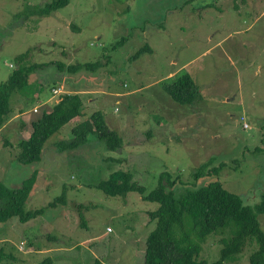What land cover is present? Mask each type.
I'll return each instance as SVG.
<instances>
[{"label": "rangeland", "instance_id": "374dc122", "mask_svg": "<svg viewBox=\"0 0 264 264\" xmlns=\"http://www.w3.org/2000/svg\"><path fill=\"white\" fill-rule=\"evenodd\" d=\"M52 1L0 0V84L27 51L23 65L42 66L29 75L28 100H12L15 113L0 128V182L18 189L37 171L24 211L42 213L24 224L18 218L0 223V251L11 256L0 264L45 258L52 264H143L156 225L148 213L158 204L137 192L109 196L94 187L116 171L131 173L145 193L159 187L167 172L192 188L217 179L248 206L260 201L264 0H70L51 16H25L26 9ZM145 46L151 52L132 59ZM97 62L94 71L57 69ZM185 74L199 88L194 105H179L163 90ZM70 93L83 100L82 117L49 138L39 163L20 165L16 142L28 137L30 121ZM95 112L122 138V148L109 151L90 137L78 150L58 153L56 143L71 139L72 127ZM210 159L214 168L222 165L218 175L193 185L194 169ZM62 194L66 202L49 207ZM258 221L264 233V215ZM227 234L208 236L198 260L218 261L219 240L230 239ZM258 249L248 237L242 252L223 264H250Z\"/></svg>", "mask_w": 264, "mask_h": 264}, {"label": "trees", "instance_id": "16d2710c", "mask_svg": "<svg viewBox=\"0 0 264 264\" xmlns=\"http://www.w3.org/2000/svg\"><path fill=\"white\" fill-rule=\"evenodd\" d=\"M69 2L70 0H54L37 9H26L25 16L48 17L66 7ZM143 52H151V50L145 46L138 50L132 59L138 58ZM29 53L30 51H27L15 58V62L21 66L13 71L6 82L0 84V128L5 126L6 121H10L15 113L11 101L28 100L26 89L29 85V75L42 67L23 65L27 62ZM99 65L98 62L68 67L57 64V69L65 71L66 74H75L82 69L94 71ZM163 90L175 103L182 106L194 105L201 99L199 88L187 74L165 85ZM23 110L21 106L18 113L22 114ZM82 111L83 100L78 94L72 93L60 96L59 101L51 109L42 107L41 113L29 123L31 132L28 137L16 142V147L19 149L17 162L22 166L39 163L49 138L75 118H81ZM71 133V139L56 143L58 153L78 150L90 137L102 142L109 151H119L123 146L122 138L107 127L100 112L93 113L89 119L72 127ZM5 145L15 146L11 142H5ZM213 161L210 159L194 169L191 174L193 185L200 179L218 175L222 165L214 168ZM32 173L18 189H9L0 182V223L18 218L24 224L42 213L39 210L33 213L24 211V206L30 199L32 187L37 180V171ZM165 175L163 183L149 193H145V189L133 181L131 173L125 171L111 173L108 179L94 186L109 196H124L128 192H137L144 201L158 204L157 210L148 213L150 221L155 222L156 225L147 236L143 264H209L198 260L202 243L210 235L219 236L225 233L226 237L227 232L232 236L230 239L227 237L219 240L223 244L220 259L211 264H223L227 260L234 259L242 252L248 237H254L259 246L258 251L249 257V263L264 264V233L258 221V217L264 215V192L258 203L248 206L245 204L246 200L244 203L242 197L225 190L216 181L217 179L192 188L183 182L179 174L174 177L165 172ZM57 202L65 203V194L49 204V207H54ZM78 209H83V206L79 205ZM80 222L83 224L82 219ZM223 230L225 231L222 232ZM50 239L57 241L55 237ZM7 258L11 256L0 251V262ZM52 263L51 258H45L39 264ZM93 264L103 263L94 260Z\"/></svg>", "mask_w": 264, "mask_h": 264}, {"label": "bare ground", "instance_id": "6f19581e", "mask_svg": "<svg viewBox=\"0 0 264 264\" xmlns=\"http://www.w3.org/2000/svg\"><path fill=\"white\" fill-rule=\"evenodd\" d=\"M54 91H55V89H53V90H52V93H53V95H56V94H58V93H56V94H55V93H54Z\"/></svg>", "mask_w": 264, "mask_h": 264}, {"label": "crops", "instance_id": "0c3cea01", "mask_svg": "<svg viewBox=\"0 0 264 264\" xmlns=\"http://www.w3.org/2000/svg\"><path fill=\"white\" fill-rule=\"evenodd\" d=\"M78 118H75L72 122L76 121ZM71 123V122H70Z\"/></svg>", "mask_w": 264, "mask_h": 264}, {"label": "built area", "instance_id": "2783aa9c", "mask_svg": "<svg viewBox=\"0 0 264 264\" xmlns=\"http://www.w3.org/2000/svg\"><path fill=\"white\" fill-rule=\"evenodd\" d=\"M54 93L56 94V93H58V91H54Z\"/></svg>", "mask_w": 264, "mask_h": 264}]
</instances>
